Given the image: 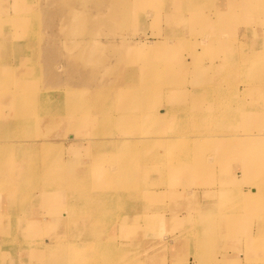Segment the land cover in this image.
Instances as JSON below:
<instances>
[{"label": "rangeland", "instance_id": "374dc122", "mask_svg": "<svg viewBox=\"0 0 264 264\" xmlns=\"http://www.w3.org/2000/svg\"><path fill=\"white\" fill-rule=\"evenodd\" d=\"M122 1L0 0V264H54L65 255L59 239L74 243L67 255L76 264H264V195L247 193L264 171V149L251 166L240 148L264 126V84L248 85L245 71L232 77L234 65L264 68V0ZM251 6L261 11L248 17L253 22ZM179 74L182 87L156 90L162 105L173 99L185 109L156 127L163 141L140 145L138 128L150 137L152 116L166 110L134 118L141 114L122 110L120 84L139 89ZM243 85L255 93L230 96ZM236 103L249 107L235 110ZM120 115L129 131L120 137L134 155L95 143L118 136L120 122L110 123ZM181 128L188 136L173 138ZM195 142L203 149L183 154ZM205 153L214 164L200 172ZM181 155L185 171L165 174ZM109 163L134 168L120 169L113 198L86 184L105 185ZM63 167L81 184L65 177L45 188L36 180ZM149 167L151 174L139 171ZM68 194L77 198L66 204L79 209L52 208ZM96 207L98 220L87 222ZM211 217L218 228L200 246L197 232Z\"/></svg>", "mask_w": 264, "mask_h": 264}, {"label": "bare ground", "instance_id": "6f19581e", "mask_svg": "<svg viewBox=\"0 0 264 264\" xmlns=\"http://www.w3.org/2000/svg\"><path fill=\"white\" fill-rule=\"evenodd\" d=\"M148 1V0H147ZM146 0H133L134 3H138V4H141V3H146L147 2ZM261 1V0H260ZM123 3L125 2V0L122 1ZM252 7V6H251ZM246 11H243V13H245ZM247 13V18L248 17H251V16H256L257 14L261 13V11H259L256 7H252L250 13L249 12H246ZM264 13V11H263ZM142 20L143 21V18H139V20ZM255 19H258L256 17L254 18H248V20L252 21L255 20ZM140 23V22H139ZM261 28H264V19H263V23H261ZM264 37V35H263ZM256 52H258V50H255ZM231 65V64H230ZM233 79H238L240 78V74L243 73V71L246 72V76H244V79L246 81V83L248 85H253L254 87L255 86H262V84H264V68L260 67V66H257V65H253L252 63H248L246 62V64L244 66H241V67H238L236 65L233 66ZM244 72V74H245ZM259 74V77H255L253 78L252 75L253 74ZM198 78L196 77L195 79H192V81L190 82L191 84H195L194 80L196 81ZM80 81H87L85 79V77L83 78H77L76 82L74 81L73 83H71V85H78V83L80 84L81 82ZM180 82V87L183 86V81H182V78H181V74H179V77L175 76V77H172L170 79H167V80H164V81H161L158 83V81H153V82H149V83H139V89H137L136 87L134 88H128V87H125L124 84H120V93H122L124 95V105L122 106V110L123 111H135V114H141V115H134V118H138L140 119V117L143 115L142 113L144 112V115L146 113H148V118H151L152 116V111L155 110V109H158L160 107H165V110L163 114H161L160 116H152V119H154V121H150L149 122V125L154 128L151 132H152V135L150 137H145L144 138V135H142L143 132L140 131V127L138 128V137H137V141L139 142L140 145H145L147 143H153V144H157V142H160L161 140L163 141V138L162 136L159 134L160 131L157 130L156 127H159L160 125L164 124L166 121H168L170 118L172 119H175V116H176V113L178 111H180L179 108L182 107V110L185 109V107H183V105H179L177 103H174L175 101H173V99L171 101H169L167 104H161L162 100H160V94L159 92L156 90V86L159 84L160 86L161 85H170V86H178ZM197 82V81H196ZM243 90H240V89H237L236 91H234L230 96L231 97H234L236 100H237V96L238 95H243V96H246V95H253L252 93L255 91L254 90H248L247 87L245 85H243L242 87ZM251 92V93H250ZM196 93V90L193 91H190V95L192 96V98L190 100H193L194 98V95ZM1 104V103H0ZM185 104V103H183ZM192 104V103H191ZM191 104H186V106H191ZM262 104V103H261ZM260 104V105H261ZM255 105L257 106L256 102H255ZM239 106H246V107H249V105H246V104H242V103H236L235 105V110H238V107ZM25 106H23L22 108H24ZM179 107V108H178ZM27 109H29V107H27ZM95 110H99L98 107H94ZM96 118L94 120H98V118L100 117L99 114H96ZM179 115V114H178ZM177 115V116H178ZM224 117H232V116H236V114H230V115H227V114H222L221 116ZM262 116H264V112L261 114ZM124 117L123 115H120L116 118H112L111 119V124H116V122L119 124L120 122V126H121V129L119 131V133L117 134L118 136L117 137H114L113 139L111 140H106V139H103V138H100V139H97L95 141V143L99 146V147H108L110 149L112 148H120L121 150L122 149H127L128 152H129V155H134V153L136 152V148L135 147H126L123 139L120 137V135H123L124 136V133L125 132H129L128 129H127V125L124 127L122 125V120L120 118ZM258 117V116H257ZM87 121H85L86 123ZM80 123H83L82 121H78V124ZM256 125H259L260 128L256 131L252 130L254 133H249V135H246L248 138H246L244 141H243V145L241 148V156L243 158H249V165L251 166H254L256 164V160L258 158H260V153L257 151L258 149L262 150L264 149V140L263 139H260L262 137V134L259 135L261 132L264 131V126H262V124H256ZM183 126V125H182ZM249 126H252L253 127V122L250 123ZM185 128H181L180 130L174 132V136L173 138H183L185 136H188V134H186V132H184ZM249 131V130H247ZM137 132V129H135L134 131H132L131 133L132 134H136ZM224 133H229V134H233V129L231 128H227V129H224L223 130ZM251 132V131H250ZM257 132V133H256ZM229 142H234L235 145L238 144L237 142H239V140H235V139H230ZM257 143V145H259V147L255 144ZM263 144V145H262ZM34 145H37L34 143ZM140 149V147H139ZM203 149L201 146H196V142H195V145L194 147L192 148V146L189 144V149H188V146L186 148V151H184L183 154H190V151H197V150H201ZM246 152H245V151ZM20 155V154H18ZM212 154L210 153H205V155H203V158L204 160L208 159L209 163H207L208 166L204 167V169H199L198 171L200 172H203V171H206L205 169H212V164L213 161H214V157H211ZM68 160L66 161V165L68 166L69 163H71V158H67ZM63 161V160H62ZM62 161H59L58 163H64ZM194 164H198V162H193ZM184 165H185V161H183V156H179L177 157L174 161H173V164L171 165H168V167L166 168L165 170V174H169V175H173V173H178V172H181L182 169H184L185 171V168H184ZM120 169H124L126 171L128 170H133L134 168H129L128 165L126 164H121V165H115L113 163H109V167H108V173H109V177L107 179V183L105 185H101V188H100V185L98 183H96V180H92V179H88V182L86 183L88 185V187L91 189V190H94V191H103V193H105L106 197L108 198V196L110 197H114L115 196V193H116V190L119 189V182L116 178V175L119 173ZM152 167H149L148 169H141L140 168V172L141 171H144V174L146 173H150L151 174V171H152ZM252 174L254 175L257 171L252 169ZM261 176L259 177L258 180H255L254 177H252V182L249 183L248 185V189H247V193L248 195H258V196H262L264 195V171L262 170L261 171ZM67 173V175L65 174ZM249 173V172H248ZM68 180H70V182H72L73 184L75 185H78V184H81V183H78L77 184V177L75 175V173L71 172L69 170V167L68 169L63 167L62 170L61 169H57V170H47L46 173L44 174L43 177H38L36 178V180L39 182L40 185H42V187H45L46 188V185L47 184H53V183H60L61 180H66V178ZM76 182V183H74ZM79 182H82V181H79ZM258 182V183H257ZM54 185V184H53ZM83 185V188H84V183H82ZM59 186L57 185L56 187H54V190L56 188H58ZM44 188V189H45ZM50 188V187H49ZM43 189V190H44ZM47 190V189H46ZM51 190V189H50ZM54 190L52 192H54ZM59 190V189H58ZM224 189H221L219 191V193H221ZM241 189H238L236 190V194H240L241 193ZM48 192V191H46ZM52 192H50L49 194H51ZM192 191L191 190H187V193H191ZM48 194V193H47ZM192 194V193H191ZM132 197V200L133 201H138L140 199L138 193H133L131 195ZM71 198H77V195H73V194H68V195H65V199H61L60 201H57L53 206L52 208L53 209H58V208H65V209H79V205L76 204V203H68V199H71ZM32 199H35V197H32ZM60 199V198H59ZM115 202V201H114ZM102 209H99L97 211V207L95 208V216L94 217H91L90 219L87 220V222L89 223H93V222H96V220H98V216L99 214L101 213ZM240 210L239 209H235V212H239ZM100 212V213H99ZM119 216V214H118ZM74 219H76V217H74ZM219 219L217 217H211L210 218V221L206 222L204 224V226L202 227V229H199V231L197 232V235L199 236V244L200 246L203 245V241H201V239L203 237L205 238H210L214 235V230L217 229V225L215 224V221H218ZM58 221H61L60 220V217H51L50 220L48 221L49 223H53V222H58ZM71 220L69 219V222ZM192 236V234H191ZM97 237V236H95ZM88 241L87 243H89L90 245H94V246H97L100 244L99 241H90L92 240L91 238L87 237ZM69 241H72L71 238L69 239ZM236 242V241H235ZM241 242V241H239ZM55 243H61V246L63 247V252H64V257L63 258H59V259H56L57 262H54V264H76L78 263V260L74 258V256H70V255H67V253L70 252L71 250V247L74 245L73 242H70V244L68 243V241H64V239H59V240H56ZM62 243H66V244H62ZM245 264L249 263L247 259H245ZM90 264H99L98 261H92ZM207 264V263H206Z\"/></svg>", "mask_w": 264, "mask_h": 264}, {"label": "crops", "instance_id": "0c3cea01", "mask_svg": "<svg viewBox=\"0 0 264 264\" xmlns=\"http://www.w3.org/2000/svg\"><path fill=\"white\" fill-rule=\"evenodd\" d=\"M234 257H235V256H233V257H232V259H233ZM227 258H231V257L228 255V257H227Z\"/></svg>", "mask_w": 264, "mask_h": 264}]
</instances>
